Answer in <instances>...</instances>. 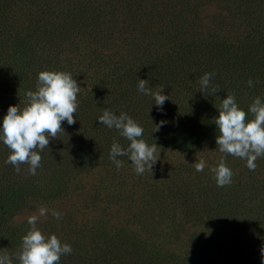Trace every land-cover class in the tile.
Instances as JSON below:
<instances>
[{
	"label": "trees",
	"instance_id": "1",
	"mask_svg": "<svg viewBox=\"0 0 264 264\" xmlns=\"http://www.w3.org/2000/svg\"><path fill=\"white\" fill-rule=\"evenodd\" d=\"M41 71L76 80V123L63 121L57 138L35 150V176L26 164L19 174L5 164L10 150L0 141V255L12 264L31 226L11 217L30 200L61 198L76 175L114 164V142L128 147L98 121L104 110L127 113L149 146L181 153L216 142L214 118L229 94L253 118L249 106L264 102V0H0V123L9 106L26 105ZM213 72L215 95L198 83ZM139 79L154 92L164 87L163 111L138 91ZM255 163L224 187L178 163L141 186L119 224L61 215L36 227L71 245L59 264H261L264 157Z\"/></svg>",
	"mask_w": 264,
	"mask_h": 264
},
{
	"label": "clouds",
	"instance_id": "2",
	"mask_svg": "<svg viewBox=\"0 0 264 264\" xmlns=\"http://www.w3.org/2000/svg\"><path fill=\"white\" fill-rule=\"evenodd\" d=\"M215 73H205L198 81L201 91L211 88L215 95L219 86H212L210 81ZM149 81L139 79L138 91L151 96L157 109L163 111L168 95L162 94L164 87L159 91H152L148 86ZM248 86H253V81H248ZM76 80L66 72L41 71L37 76L35 91L26 93V105L21 108L19 105L9 106L7 114L0 123V141L10 150V155L5 164L14 166L19 174L21 165H28L27 173L36 175V169L40 167L41 156L35 151L39 148L43 151L49 145L50 139H56L58 133L63 131L61 125L67 121L68 125L76 123L74 113L77 110V93L80 91ZM219 115L214 118V124L219 134L216 136V145L221 157L215 167L210 171L218 187H224L232 183L233 171L226 166L224 157H233L246 160V167L255 171V161L258 157H264V102L256 97L249 106L248 112L252 119L248 120L247 113L241 110L234 95H227L222 99L218 109ZM100 124L109 129L115 128L119 134L130 143L127 148H122L118 143H113L110 149V159L117 169L123 166L117 157L126 156L137 175L145 171L152 172L157 162V145L149 146L143 139V128L127 113L114 114L104 110L98 117ZM161 121L155 126L153 132H157L166 124ZM197 172H203L207 166L204 159H198L192 164ZM48 209L40 207L38 213L27 218L31 226L26 235L22 237L21 251L18 253L19 264H59L62 255L72 253L71 245L64 243L56 235L46 238L36 227L41 217H47ZM51 215L61 219V213L51 211ZM261 264H264V245L260 248ZM0 264H12L8 255H0Z\"/></svg>",
	"mask_w": 264,
	"mask_h": 264
},
{
	"label": "rangeland",
	"instance_id": "3",
	"mask_svg": "<svg viewBox=\"0 0 264 264\" xmlns=\"http://www.w3.org/2000/svg\"><path fill=\"white\" fill-rule=\"evenodd\" d=\"M216 149L217 145L214 142L209 146L190 149L184 153L176 150H157L158 159L152 172L145 171L140 175L135 173L131 161L124 163L120 169H117L115 164L88 169L71 179L70 188L64 196L56 200H30L11 217L10 222L14 225L19 224L38 213L40 207H45L48 209V215L46 218L41 217L40 220L50 218L51 211L56 210L77 221L89 222L100 219L107 220L109 224H119L124 218V211L134 204L141 186L158 180L164 171L170 176L173 171L171 168L178 163H186L187 168H191L193 163L202 158L207 164L203 172L214 177L210 168L217 165L222 155ZM224 159L226 166L233 171L232 178L235 180L236 172L246 165V161L231 155H226ZM159 172L161 174H158Z\"/></svg>",
	"mask_w": 264,
	"mask_h": 264
}]
</instances>
